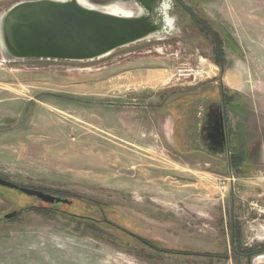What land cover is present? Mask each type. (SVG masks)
<instances>
[{
    "label": "rangeland",
    "instance_id": "obj_1",
    "mask_svg": "<svg viewBox=\"0 0 264 264\" xmlns=\"http://www.w3.org/2000/svg\"><path fill=\"white\" fill-rule=\"evenodd\" d=\"M20 1L0 0V13ZM182 1L218 37L221 65L194 23H171L167 33L92 60L0 53V177L84 196L98 204L89 217L183 254H159L107 225L44 212L4 222L38 199L0 187V264H264L257 259L264 225L250 233L244 219L264 224V0ZM221 86L240 96L238 112L226 116L229 140L238 135L245 144L242 174L231 167L230 175L226 156L183 154L164 107L171 93ZM115 162L118 169L109 168ZM232 239L238 251L262 255L235 260Z\"/></svg>",
    "mask_w": 264,
    "mask_h": 264
},
{
    "label": "water",
    "instance_id": "obj_2",
    "mask_svg": "<svg viewBox=\"0 0 264 264\" xmlns=\"http://www.w3.org/2000/svg\"><path fill=\"white\" fill-rule=\"evenodd\" d=\"M140 6L136 12L132 3ZM155 0H21L0 13V53L7 60L47 59L85 61L116 49L167 33L151 23L147 12ZM116 7L130 13L112 12ZM171 27V26H170ZM206 125L199 129V141L207 153L225 157L231 175L229 138L223 86L221 102L206 107ZM0 186L17 190L41 202H68L39 189L20 186L0 177ZM16 211L2 216L8 220Z\"/></svg>",
    "mask_w": 264,
    "mask_h": 264
},
{
    "label": "trees",
    "instance_id": "obj_3",
    "mask_svg": "<svg viewBox=\"0 0 264 264\" xmlns=\"http://www.w3.org/2000/svg\"><path fill=\"white\" fill-rule=\"evenodd\" d=\"M220 93V89L217 90L215 88L210 89H199V88H191L184 91H178L171 93L168 96V101L166 102L168 109L172 111L175 118V132H174V138L177 147L183 154H190L197 152L198 144H197V129H198V119H197V107L199 104L206 102L208 100L217 99ZM225 96V103L227 105V110L231 112H238L240 109V103L238 101V98L240 97L237 94H231L228 95L227 92H224ZM233 138H235V144L233 139L229 140L231 142V154H230V163L232 169H234L237 174H242V167L246 162V156H245V144H243L242 139L240 137L233 135ZM1 187V186H0ZM5 190H11V191H17L8 189L5 187ZM30 188V187H29ZM33 188V187H31ZM40 189V188H35ZM46 193H49L54 196L61 197L63 199H67L68 202L62 203V202H55L53 204H47L44 202H41L40 200L37 201V204H29L26 206H23L21 209H19L17 214L8 219V220H2L4 222H10L14 220L19 214H23L26 212H38V213H48L49 216H63L67 220L80 223H88L86 225H91L95 223L96 225H107V226H101L103 228L112 229L115 230L118 233L123 234L124 236L130 238V240H134L137 242H140L142 245L147 246L149 249H153L158 251L159 254L163 253L164 255H172V256H178L182 255L181 249H178L176 247L168 246L165 243H156L152 242L149 239L140 237L136 233L132 232V228H124V226H114L112 224H108L109 222L104 220H99L94 217H89L90 212L93 211L94 207H96L98 204H95L96 202L91 201L90 199H86L84 196L80 195H66V193H59L56 191H44ZM21 193V192H20ZM23 194V193H22ZM99 206H102L99 205ZM82 210V213H79L77 210ZM99 214V213H98ZM88 215V216H86ZM116 215V214H115ZM92 218V219H91ZM102 218L104 217V214H102ZM234 231V230H233ZM126 233L130 234L127 235ZM233 237V235H232ZM234 241V239H233ZM236 243L234 241L233 244V251L237 250Z\"/></svg>",
    "mask_w": 264,
    "mask_h": 264
},
{
    "label": "flooded vegetation",
    "instance_id": "obj_4",
    "mask_svg": "<svg viewBox=\"0 0 264 264\" xmlns=\"http://www.w3.org/2000/svg\"><path fill=\"white\" fill-rule=\"evenodd\" d=\"M165 5H168L165 6ZM164 7V11L167 10L168 14H172L175 16L173 20H171V16L167 15L161 8ZM147 15L149 17V21L151 23H158L160 27L164 26L165 18H168L172 21L173 24H176V26H179L181 28L184 27H190L194 23L197 27L202 30L206 34L207 37H209L213 41V45L215 47L216 53L220 60V65L222 64V50H221V42H219L218 37L210 30L209 24L203 20H201L193 11V9L189 6L183 3L182 0H155L153 4V8L147 12ZM173 18V17H172ZM187 27V28H188ZM220 89V98L208 100L206 102H203L201 104H205L203 109L197 110V119H198V132L201 127H204L206 125V116L205 113L207 112V105L211 102H221V87ZM225 90L223 88V98L225 101L224 93ZM226 102V101H225ZM200 107V104L198 108ZM225 109L227 110V105L225 103ZM227 117V116H226ZM258 251V250H257ZM255 250V253L257 252ZM254 250H250L247 252L238 251V248L236 251H234V257L235 260H240L242 258L248 259V263L251 262V257L254 255Z\"/></svg>",
    "mask_w": 264,
    "mask_h": 264
},
{
    "label": "crops",
    "instance_id": "obj_5",
    "mask_svg": "<svg viewBox=\"0 0 264 264\" xmlns=\"http://www.w3.org/2000/svg\"><path fill=\"white\" fill-rule=\"evenodd\" d=\"M169 99H167L166 101H164V107H165V109L166 110H168L169 111V114L172 116V118H173V134H172V138H173V140H174V143H175V145H176V142H175V138H174V132H175V116H174V114L172 113V111H170V109H168V106H167V104H166V102L168 101ZM199 106V105H198ZM197 109H198V107H197ZM197 146H198V148H197V151H203L204 150V152H206V150H205V146L204 145H202L201 143H200V141H199V132H198V129H197ZM177 146V145H176ZM179 149V148H178ZM207 153V152H206ZM207 154H209V153H207ZM210 155H212V154H210ZM212 156H216L217 158H219V159H221V157H219L218 155H212ZM251 205V204H250ZM251 209V208H250ZM150 219H152V220H149V221H151V222H154L153 221V219H155V218H152V217H149ZM244 219H245V223H246V225H247V227H248V229H250V233H253V232H255V234H259V232H257V230H260L259 228L256 230V228H255V226H262V229H263V225L264 224H261V223H259L258 221H260V222H262V220L261 219H259V218H257V217H250V215L249 214H247L245 217H244ZM142 225V222L141 223H139V224H137L136 226H141ZM153 224V223H152ZM233 230H234V228L232 227V234H233ZM233 238V237H232ZM233 244H234V241H233V239H232V249H233ZM257 252H259V251H257ZM256 252V253H257ZM254 254H256L255 252H253ZM234 256V255H233ZM234 259H235V257H234ZM242 259H245V258H242ZM249 259V258H248ZM248 259H247V262H248ZM240 261H241V259H240Z\"/></svg>",
    "mask_w": 264,
    "mask_h": 264
},
{
    "label": "bare ground",
    "instance_id": "obj_6",
    "mask_svg": "<svg viewBox=\"0 0 264 264\" xmlns=\"http://www.w3.org/2000/svg\"><path fill=\"white\" fill-rule=\"evenodd\" d=\"M112 12H115V13H117V12L130 13V11L127 10V9H126V10H122L121 7H116L115 9L112 10ZM112 164H115V165L113 166ZM112 166H113L114 168H117V169H118V167H119L118 162L111 163L110 166H109V168H112ZM126 166H127V165H126ZM123 169H124V168H123ZM133 169H134V168H133ZM117 172H118V170H117ZM258 259H260V258H258Z\"/></svg>",
    "mask_w": 264,
    "mask_h": 264
},
{
    "label": "built area",
    "instance_id": "obj_7",
    "mask_svg": "<svg viewBox=\"0 0 264 264\" xmlns=\"http://www.w3.org/2000/svg\"><path fill=\"white\" fill-rule=\"evenodd\" d=\"M258 211H259L260 213L264 214V207H263V208H259ZM260 253H262L263 256H259ZM260 253H259V254H256L255 256L258 255L259 257H257V259H258V258H261V259H259V260H262V261H263V260H264V252H260ZM262 254H260V255H262ZM253 262H254V259H253Z\"/></svg>",
    "mask_w": 264,
    "mask_h": 264
}]
</instances>
